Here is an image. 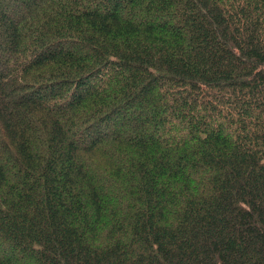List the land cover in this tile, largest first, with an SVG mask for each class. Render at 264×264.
<instances>
[{"label":"trees","instance_id":"16d2710c","mask_svg":"<svg viewBox=\"0 0 264 264\" xmlns=\"http://www.w3.org/2000/svg\"><path fill=\"white\" fill-rule=\"evenodd\" d=\"M0 264H264V0H0Z\"/></svg>","mask_w":264,"mask_h":264}]
</instances>
